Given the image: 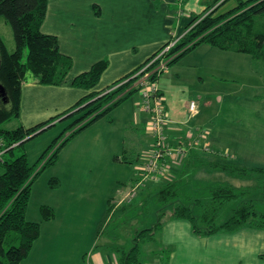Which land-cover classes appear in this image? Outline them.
Segmentation results:
<instances>
[{
    "label": "crops",
    "instance_id": "crops-1",
    "mask_svg": "<svg viewBox=\"0 0 264 264\" xmlns=\"http://www.w3.org/2000/svg\"><path fill=\"white\" fill-rule=\"evenodd\" d=\"M210 1L48 0L41 30L44 33L57 36L60 51L72 58V67L60 84L40 83L32 72L26 74L21 87L20 115L16 117L18 119L16 127L22 125L28 128L53 118V121L47 125L49 128L60 123L64 125L65 121L69 119V113L72 111L68 112V110L82 97L111 86L114 82L142 65L148 57L161 49L171 39L182 35L191 19L204 12ZM228 1L224 3L223 7ZM236 5L237 0H230V5L226 10L232 9ZM223 7H221L220 12L226 11L223 10ZM207 49L208 51H214L211 50L213 48ZM223 50L229 51L227 49ZM242 54L251 57V60L246 58L248 59L246 63L250 65L248 69L252 68V64L255 66L256 59H261L249 53L234 50H230V59L236 60V62L245 61V56H242ZM104 59L108 61V65L95 86L83 88L73 85L72 81L75 76L89 70L94 63ZM199 61L208 63L204 59H199ZM209 63H212V61H209ZM214 64H216V61ZM158 86L162 91L170 120L167 136L171 142L181 141L187 144L190 130L207 129L208 133L209 128L201 126V124H204L203 121H197L196 128L191 125L193 124L191 121L194 118L199 120V115L202 114L201 107L203 103L201 97L196 115L194 114L192 118H189L187 111H189V102L192 99H187L185 95L174 98L171 88L159 82ZM136 92L122 100L108 114L99 117L72 136L63 145L69 147L66 154H63L64 152L60 149L57 161L53 164L54 166L63 167L61 173L55 175L59 180L58 184L60 182L62 184L64 176L70 174L71 177H74L71 181L77 182L76 185L80 190L76 186H72L65 195L66 198L62 196L60 202L56 201L55 203L56 198L53 201L44 202V204L55 207L56 210L54 217L49 220L42 219L40 214L39 217L29 218L26 210V218L39 221L41 229L40 235L34 241L29 254L20 264L73 263L58 249L64 246L63 240L65 241V237L62 236H65V232L60 231L57 233L55 226L61 224L67 227L75 224L74 216H68L64 212L62 216L60 211L66 204L68 205L70 198L76 196V192L81 194L92 192L91 187L94 185L101 187V191H104L105 195L100 200L99 209L97 208L99 216L96 217L97 222L94 221L95 228L93 232L92 229L87 232L86 248L82 253L79 264H117L120 251L122 249L127 250L132 246L137 232L152 226L156 222H152L151 225L141 229L136 228L134 233L131 234V243L128 241L126 243L118 242L116 235L118 233L107 232L102 247L95 249L96 239L106 233L105 230L100 229V226L110 203L122 202L137 182L141 174V166L146 160L153 143L151 118L142 109L140 94ZM206 103L210 102L206 101ZM214 123L217 124V122ZM122 130L127 133H121ZM146 133L152 136L147 149L142 147L146 143L144 140ZM208 134L205 140L217 151L209 152V157L235 161L231 158L224 159L225 154L223 151L213 145L216 136L213 132ZM198 153H204L201 145L193 146L184 162L171 168L168 180H179V178L190 173L191 170L196 175L203 171L200 173L204 177H206V173H224L216 169L202 167L200 160L193 158ZM228 156L230 157L229 154ZM80 169H82L83 175L89 178L90 172L94 176L97 170L98 175L95 184L86 180L78 182ZM2 170L0 167V174ZM217 177H219V174ZM165 181L166 179L163 178L159 181L147 180L137 190L134 198L138 195L154 193L158 188L154 185L159 186ZM198 182L201 183L202 181ZM211 184L214 183L211 182L206 185ZM100 216L102 217L100 218ZM163 221V224L155 231L152 238H145L139 242L141 252L142 242H156L157 244L154 246L163 264H264V229L262 228L244 226L234 231H218L208 235H199L194 233L191 222L186 218L164 217ZM82 238L83 235L81 237L77 236L76 240L80 241Z\"/></svg>",
    "mask_w": 264,
    "mask_h": 264
},
{
    "label": "trees",
    "instance_id": "trees-1",
    "mask_svg": "<svg viewBox=\"0 0 264 264\" xmlns=\"http://www.w3.org/2000/svg\"><path fill=\"white\" fill-rule=\"evenodd\" d=\"M217 1L215 0V3ZM47 4L48 0H0V19L10 23L15 42L14 50L10 51L0 35V88L4 89L3 93L0 90V140H3L6 148L0 158V164L4 167V171L0 174V264H20L40 235V222L26 218L31 186L38 173L46 165L56 161L61 147L72 136L99 117L108 114L122 100L138 91L136 89L123 94L103 108L111 95L96 97L88 103L84 108L90 106L92 108L69 123L49 145V150L41 154V159L45 158V161L37 171H35L36 165L29 162L25 151L17 154L15 152L17 147L22 146L23 149L26 141L49 128L48 123L54 119L28 128L22 125L14 129L2 127L8 119L20 115L21 87L26 74L32 72L40 83L60 84L72 67V58L60 51L57 36L41 30ZM216 7L212 13L204 17H201V14L196 15L189 22L186 31L173 48L172 53H175V56L169 60L168 65L201 43L249 53L264 60V31L259 29V24L264 21V0H237L234 8L214 15ZM25 48L27 55L23 60ZM151 57L152 55L144 63ZM107 65L108 61L105 59L97 61L89 70L75 76L73 85L92 88L97 84ZM142 65L113 84L133 75ZM99 92L85 95L68 112L87 100H92ZM66 132L65 137L57 143ZM13 143L17 144L11 146ZM55 144H57L55 148L47 155ZM209 154V152L198 153L193 158L199 159L202 167L216 169L231 176L240 178L255 176V195H249L250 187L241 188L222 182L206 185L204 188H207L205 190L209 198L200 205L201 215H199L194 213L192 205L179 201L178 196L183 184L180 185L178 180H166L155 190L156 201L162 205V211L158 212L156 222L137 232L132 246L120 251L117 264H140L139 242L145 238H152L155 231L163 224L164 217L188 219L194 233L199 235L234 231L244 226L264 229V167H247L231 160L213 159ZM54 181L55 185H58V180ZM238 200L241 202L232 209V214L225 220L218 221L224 207ZM168 208L170 214L165 215ZM40 212L44 220H49L55 215L53 207L47 204L41 205Z\"/></svg>",
    "mask_w": 264,
    "mask_h": 264
},
{
    "label": "rangeland",
    "instance_id": "rangeland-1",
    "mask_svg": "<svg viewBox=\"0 0 264 264\" xmlns=\"http://www.w3.org/2000/svg\"><path fill=\"white\" fill-rule=\"evenodd\" d=\"M226 1L227 0H218L217 3H215V0H211L207 9L201 13V17L212 13V10L216 6L217 10L213 13L214 15L227 12L230 10H226L230 5V0L226 3L225 7H223ZM221 7L226 11L220 12L222 9ZM201 17L199 19H201ZM199 19L197 21H199ZM259 29L264 31V21L259 24ZM0 34L8 50L14 49L15 42L12 27L9 22L3 19H0ZM182 35L166 43L164 50L162 48V51L157 55V61L168 62L175 56V53H172V51ZM207 48H213L211 50L214 51H208ZM26 55L27 48L24 49L22 56L23 60L26 59ZM242 56H245V61L236 62V60L230 59V50L225 51L220 48L212 47L210 44L201 43L200 46L198 45L187 51L178 60L169 63L168 68L158 75V82L171 88V93L174 98L185 95L189 100H196L197 110L194 113L187 111L189 118H192L198 111V104L202 100L203 106L201 109L203 115H199V120L194 118L191 121V123H193L191 125L196 128L197 121H203L204 124H201V126H207L209 128L208 133L210 134V132H213L216 136L214 143H212L216 148L220 149V151H223L225 154L224 159H234L239 165H246L247 167H264V61L256 59L255 66L252 64V68L248 69L250 65L246 63V60H248L246 58H250L251 60V57L247 54H242ZM199 59L207 60L208 63H201ZM153 60L155 59H152V61L148 63L151 68L156 67L152 65L154 63ZM209 61H212V63H209ZM215 61L216 64H214ZM142 67L133 75L100 91L92 100H87L80 104V106L74 108L69 113V119L65 121L64 125L60 123L38 133V135L26 141L25 149L19 146L15 149V152L18 154L22 151H26L29 162L36 165L35 171H37L42 167L45 161V158L41 159V154L49 148V145L53 142L55 137L60 134L65 125L69 123V120L71 123L84 114L86 110L91 109L92 106L84 107L95 100L96 97L111 95L109 101L102 106L103 108L119 96L136 90L138 88V81L141 79V74L143 73ZM136 93L138 94V92ZM206 101L210 103L207 104ZM17 122L18 119L12 117L5 121L2 127L6 129L14 128L18 124ZM214 122H217V124ZM121 133L126 134L127 132L122 130ZM66 134L67 132L58 139L57 143H59ZM151 139L152 136L146 133L144 139L146 143L142 147L147 149ZM210 139L212 140V138ZM56 145L57 144L54 145L47 155L50 154ZM63 148H61L64 152L63 154H66L69 147L63 146ZM55 162L46 165V167L38 173L32 183L27 207V215L29 218H34L35 216L39 217V214L42 218L40 212L41 205L46 201H53L55 198V203L56 201L60 202L62 196L65 197L72 186H76V188L80 190L76 185L77 182L74 183L71 181L74 177H71L70 174L64 176L65 178L62 180V184L60 182L57 186L55 185L54 180L57 179L55 175L61 173L63 169V167H59V165L54 166L53 164ZM0 167L3 169V172V165L0 164ZM200 172L196 175L195 172L191 170L185 177H181L178 180L180 185L183 184L178 199L184 204L192 205L195 214L201 215L199 211L201 208L200 205H203L209 198L205 190L207 188H204L207 183H216L218 181L241 188L250 187L251 192L249 195H255V176L244 179L225 173L215 172V174L206 173V177H204ZM218 174L219 177H217ZM97 175V170L94 176L90 172L89 178L88 176H84L82 169H80L78 182L86 180L95 184ZM198 181L202 182L199 183ZM154 186L156 188L158 187L157 185ZM91 188L93 189L91 190L92 192L84 193L83 190H81V192L84 194L76 192V196L74 195V198H70L68 205L66 204L60 211L62 212V216L64 215L63 212L67 213L68 216H74L73 220H75V224L67 227L61 224L55 226L57 233L60 231L65 232V236H62L65 237V241L63 240L64 246L58 249L63 252L67 258L73 261L72 264H79V261L81 262L82 253L86 248L87 232L90 229H92L91 231L93 232L95 228L94 221L97 222L96 217L99 216L97 208L99 207L98 205L101 204L100 200L105 195V192L101 191V187L94 185ZM127 195L128 193L122 202L116 201L110 203L106 216L100 226V229L105 230L106 233L100 235V237L96 239L95 249H100V247H102L107 232L113 234L118 233L116 234L118 242L126 243L128 241L131 243V234L134 233L136 228H144L157 220L158 212L162 211V205L156 201L155 192H151L147 195H138L130 199ZM240 202L241 200H238L227 204L218 221H223L229 217L232 214V209ZM53 209L56 214L55 207ZM169 214L170 210L168 208L165 215ZM101 217L102 216H100V218ZM82 235V240L77 241L76 237H81ZM155 244L157 243L154 241L141 243L142 252L140 264H163L159 258V254L156 252L157 249H155Z\"/></svg>",
    "mask_w": 264,
    "mask_h": 264
},
{
    "label": "built area",
    "instance_id": "built-area-1",
    "mask_svg": "<svg viewBox=\"0 0 264 264\" xmlns=\"http://www.w3.org/2000/svg\"><path fill=\"white\" fill-rule=\"evenodd\" d=\"M164 46L162 47L163 50ZM162 48L152 55V57L142 65L143 67L141 66L143 73L141 74V79L138 81L137 92L140 94V105L142 109L150 115L154 140L147 158L141 166L140 177L128 192L127 196L129 199L136 195L137 190L147 180L159 181L162 178H169L168 176L171 168L177 164L183 163L193 146L201 145L204 152L215 151V148L205 140L207 129L190 130L189 138L187 137V144L181 141L171 142L169 140L167 128L170 120L162 91L158 86V75L168 67L169 62L157 61L156 57L162 51ZM152 59H155L152 64L156 66L155 68H151L148 64ZM196 110L197 102L192 99L189 102V111L194 113ZM16 144L17 143H13L11 146ZM5 150L4 142L0 140V158L3 156Z\"/></svg>",
    "mask_w": 264,
    "mask_h": 264
},
{
    "label": "water",
    "instance_id": "water-1",
    "mask_svg": "<svg viewBox=\"0 0 264 264\" xmlns=\"http://www.w3.org/2000/svg\"><path fill=\"white\" fill-rule=\"evenodd\" d=\"M0 90H1L2 93L4 92V91H3V90H4L3 87H1Z\"/></svg>",
    "mask_w": 264,
    "mask_h": 264
}]
</instances>
